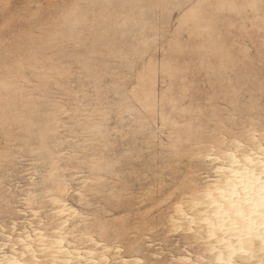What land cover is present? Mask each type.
I'll return each mask as SVG.
<instances>
[{
	"label": "rangeland",
	"instance_id": "1",
	"mask_svg": "<svg viewBox=\"0 0 264 264\" xmlns=\"http://www.w3.org/2000/svg\"><path fill=\"white\" fill-rule=\"evenodd\" d=\"M0 264H264V0H0Z\"/></svg>",
	"mask_w": 264,
	"mask_h": 264
}]
</instances>
